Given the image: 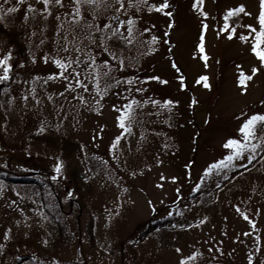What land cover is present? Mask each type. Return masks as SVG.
Returning a JSON list of instances; mask_svg holds the SVG:
<instances>
[{
	"label": "rangeland",
	"instance_id": "1",
	"mask_svg": "<svg viewBox=\"0 0 264 264\" xmlns=\"http://www.w3.org/2000/svg\"><path fill=\"white\" fill-rule=\"evenodd\" d=\"M35 1L0 0V5L14 7L19 2L20 6L9 12L16 17L27 9V4ZM106 2L111 4L107 7L110 11L118 7L116 0ZM122 2L124 9L119 12L125 21L120 25L122 35L128 36V16L135 17L133 38L142 37L143 47L142 64L123 67L134 74L135 83L125 95L133 97L130 99L133 113L130 131H124L117 123L120 109L125 105L122 96L110 94L109 99L102 96V90L93 84L95 73L88 68V65L104 60V56L95 55L94 44L87 37L91 16L88 7L94 10L92 5L80 7V25L72 30L66 18L73 12L61 4L57 11L62 16L57 18L52 14L49 21L52 23L49 26L52 35L47 43L49 59L36 68L41 77L32 83L31 79L38 72L29 74L26 83L23 80L12 90L5 88L3 96L1 112L6 111L10 125L15 118L13 128L23 129L24 126L27 131L35 124L67 134L78 142L80 153L75 164L79 170L88 168L87 158L94 160V183L87 187L83 200L88 201V208L78 214V222L74 218H63L61 244L67 246L65 249L60 246L63 262L264 264V198L248 195L250 187L264 184V158L253 171L244 169L243 173H238L234 189L222 194L217 203L210 201L207 212H198L201 198L183 206L184 219L178 222L193 225L174 231L167 228L165 232L152 234L133 250L124 245L123 254L118 245L137 224L147 220L153 210H159L158 217L167 216L179 191L187 196L204 176H209L210 182L213 177L218 178L215 168L209 173H205L204 168L225 154L223 145L229 136L239 137L237 129L244 118L241 113L246 116L264 112V65L259 64L258 57L250 51L254 33L246 27L249 24L258 26L256 16L260 0H167L163 11L148 7L161 4L163 0H141L133 7L128 6L127 0ZM194 2L198 3V8L193 7ZM238 5L244 6V15L236 25L227 23L228 27H225L223 15L228 8ZM200 9L208 15H203ZM228 31H233L231 37L227 35ZM72 33L73 43L65 49L64 44ZM241 33L251 35L249 39L241 40ZM165 36L167 41H172V49H167ZM152 37H156L155 41ZM201 42L203 51L198 47ZM3 44L0 39V57L4 53ZM88 48L91 51H87ZM149 48L154 50L149 51ZM85 55L90 59L85 61ZM56 57L71 60L72 64L60 68L54 62ZM110 58L113 60L106 59L110 64L117 60L113 56ZM253 66L257 71H252ZM72 67L78 72L74 73ZM100 68L108 70L102 64ZM178 68L186 78L184 84L179 78L176 80ZM140 70L143 71L142 82L138 81L136 73ZM61 72L62 76L50 75ZM241 72L250 77L243 84L238 83ZM147 76L160 79L147 82L148 79L144 81ZM202 76L206 83L199 80ZM78 77L82 81L79 85L75 83ZM123 77L130 79L127 74ZM20 87L24 89L20 91ZM15 88H18L16 92ZM241 88L245 90L241 91ZM127 89L126 85L122 92ZM168 98L176 103L162 106ZM121 133L123 135L115 146L109 147ZM25 135L23 129L22 138ZM253 135L251 143H256L258 136ZM19 139H12L11 146L0 149V165L14 173L30 176L35 173L34 170L30 173L33 166L31 151L19 152L15 147ZM253 151L246 149L234 157L231 167L245 168L250 161L248 155ZM40 155L42 159L37 166L42 170L40 176L50 183L49 173L52 182H57L59 187L56 193L66 200L72 194V187L65 176H57L53 154L48 150ZM55 190L52 186L48 191L51 194ZM50 202L55 204L54 199L48 205ZM68 210L62 207L63 213ZM41 212V203L31 185L0 180V231L12 234L35 231L37 237H43L53 231L51 220ZM88 217L92 218V244ZM4 261L6 264L7 260Z\"/></svg>",
	"mask_w": 264,
	"mask_h": 264
},
{
	"label": "trees",
	"instance_id": "2",
	"mask_svg": "<svg viewBox=\"0 0 264 264\" xmlns=\"http://www.w3.org/2000/svg\"><path fill=\"white\" fill-rule=\"evenodd\" d=\"M62 3H64L69 10L73 12L72 9L75 0H61L60 4H56L54 0H49L47 11H44V0H37L29 3L35 5L34 8L29 9V4H27V9L24 12H21L20 15L15 17L14 14L5 12L4 18L0 19V39L4 43L2 45L4 49L2 56L11 52L9 63L12 65L9 70L8 77L6 79H1L0 81V149L11 146L12 139L14 140L20 138L19 141L16 142L15 147L19 152L22 151V153L24 152V149H29L31 151L29 155L33 160H31L33 166H31L30 173L32 170L35 171V173L30 174L29 176L27 174L14 173L12 170L6 169L0 165V180L31 185L35 191L36 198L41 203V213L43 216L45 213L46 218L51 220V229L53 231L48 232L43 237H37L38 232L35 231H23L24 233L21 232L15 234L0 231V264H4L5 259L7 260L6 264H21L22 262L26 264H69L68 262H63L60 255L63 252L60 250V246L63 245V249L67 247L63 243L61 244V238L63 237V218H74L78 222V214L86 209V207L88 208L89 205L88 201H83L84 193L88 189L87 187L94 183L93 178L95 177L96 171L93 166L94 160L92 158H87V161L89 162L88 168L82 167L83 169L79 170L78 165L75 164L77 161L76 156L78 157L80 153L78 142L72 140L65 133L46 130L42 126H35V124L30 126V128L26 131L25 127L21 123L24 131L26 132L25 137L22 138V127L18 129L13 128L14 122H16L15 118L10 125L9 117L5 115L6 111L1 112L2 104H4L3 96L5 94V88L12 90L14 85L19 86L23 80L26 83V78L29 74L33 75L38 72V75L31 79L30 82L32 83L41 77L39 71H36V68L38 64L49 59L50 48L47 43L49 41V37L52 35L51 30L49 29V26H52V23H50L51 15L56 14L57 18L62 16L59 15V11H57ZM39 4H42V6L40 7ZM91 5L95 11H93L91 7H88L90 8L89 14L91 16L89 18L87 37L88 39L89 36L91 37L89 40L94 44L95 55L104 56L102 59L109 60L112 55H109L108 52L103 50L105 45L100 43L99 37L101 34H106L108 31L103 28V24L105 22H111V25L114 26L118 23V21H111V17L118 15L119 19L123 20L122 13H116L115 9L110 11L107 7H96L95 3ZM86 6L90 5L86 3L81 4V8ZM244 13L245 11L243 9V11L230 16L227 23L236 25ZM73 16H75L74 12L72 13V16H68L66 18V21L69 23L70 29L72 30L76 29L80 25L78 20L72 19ZM223 18L225 20V15H223ZM93 25L95 26V31L92 30ZM73 34L74 33L70 34L67 38L68 47L73 43ZM131 39L134 41V44L132 45L124 43L121 40L114 39L113 37H107L109 51L114 53L115 57L118 59L112 63V65H116L115 69L111 70L108 76L100 77V83L98 84V87L103 92L102 96L109 99L110 94L121 95L122 97L120 98H122L123 104L130 102V99L133 98L125 95L128 93V90L135 86L133 77L134 74L126 72L125 69L129 67H138L142 64V37L139 39L132 37ZM164 39L167 41L166 36ZM166 43L167 49H172V41H167ZM76 45H79L78 41H76ZM79 48L80 47L77 48V52L81 50ZM171 57L173 56L171 55ZM120 59L123 60L125 69L119 67ZM21 61H23V63H21ZM142 72V70L136 72L139 82H142ZM175 72L176 80L177 78L180 79L182 77L183 79H180V81L184 84L186 78L183 75L182 69L178 68ZM124 74H127L130 79L125 80L123 77ZM95 75L96 73L94 76ZM113 80L116 82L113 83ZM149 80L151 79H148L147 82ZM144 81H146L145 78ZM126 85L128 86L127 91L122 92L124 91L123 89ZM22 89L24 88L20 87V91ZM17 90L18 88H15L14 92ZM96 105L99 109V104ZM143 105L144 100L142 98V108L144 107ZM37 129L42 130L37 131ZM262 132H264V128L258 125L255 134L258 136L256 141L260 140V143H258L254 148L252 159H250L245 168H241L240 166H230L225 167L224 169H216L215 172L216 175H218V178L213 177L212 182H210L209 176H204V178L199 181V184L195 187V189L189 192L187 196H183L182 191H179V195L177 196V199L167 216L158 217L157 213L159 210H153L151 216L147 220L137 224L130 235L118 242L119 250H121L120 252L122 253L124 245L130 250H133L136 245L141 243L143 244L150 235L165 232L167 228L174 231L177 229L182 230L185 227L193 225H183L178 222L179 220L184 219L182 214L184 208L183 206L189 204L190 202L194 203L201 198L202 202L199 204L200 208L198 212H207L209 209L208 203L210 201L217 203L222 194L229 193L234 189L238 173H243L244 169L253 171L255 168L260 166L261 159L264 158V140H261ZM48 150L53 154L54 161L61 164V169L57 172V176H65L66 181H68L72 187V194L67 197L66 200L60 199L61 196L56 193L59 192V187L56 185L57 182H52V178H50L49 173L46 172L50 183L49 181L46 182L45 178L39 174L42 172V170H39L41 168L37 167L38 161L42 159L40 154L43 151ZM78 161L80 163V160ZM54 173L56 174V172ZM52 186L55 187L56 194L49 193L48 190H50V188L52 189ZM45 190H47L48 193H46ZM255 194L260 198H264V184H255L248 189L249 196ZM50 197L52 199H50ZM53 199L55 204L50 202V205H48V202ZM62 207H67L69 210L65 211L66 213H63ZM74 208L76 211H74ZM43 209H45V211ZM88 220L89 222L87 227L90 235V244H92V218L88 217ZM83 263L88 264L85 261H83Z\"/></svg>",
	"mask_w": 264,
	"mask_h": 264
},
{
	"label": "snow or ice",
	"instance_id": "3",
	"mask_svg": "<svg viewBox=\"0 0 264 264\" xmlns=\"http://www.w3.org/2000/svg\"><path fill=\"white\" fill-rule=\"evenodd\" d=\"M54 2L56 4H60L61 0H54ZM127 2H128L129 7H133V6H137L141 2V0H127ZM82 3H86L89 5L95 3L96 7H111V4H108L106 2V0H75V3L73 5V9H72L73 12L75 13V16L72 17L73 20H79L80 19V7H81ZM116 3L118 4V7L115 8V12L119 13L122 9H124V4H123L122 0H116ZM44 4H45L44 11H47V5L49 4V0H44ZM19 6H20L19 2L14 7H4L3 5H0V8L3 9V11H0V19L4 18L5 12H12L14 10V8H18ZM166 6H167V0H163V3H161V4L148 5L149 10H151L153 8H157L161 11H163ZM34 7H35V5H33V4L28 5L29 9L34 8ZM193 7L198 8L199 7L198 3L194 2ZM243 8H244L243 5H239L235 8H228L226 10L225 27H228V24H227L228 18L232 15H235L237 12L243 11ZM200 10H201L203 15H205V16L208 15L207 12H203L202 9H200ZM93 11H95V10H93ZM135 19L136 18L131 16V15L128 16V18H127V27H126V31L128 33L127 37L122 35L123 30L120 28V25L124 24L125 21L120 20L118 15H114L111 17V21H118V23H116L114 26L111 25V22H105L103 24V28L108 30V31L106 32V34H101V36L99 37L100 43L105 45L103 50L105 52H108L109 55H112L114 59H118V58L115 57L114 53L109 51L107 37H113L114 39L121 40L124 43L131 44L132 39L130 37L134 36ZM256 20H257L258 26L254 27L251 24L246 25L247 28L251 29V33H254V35H251V34L246 35V34L241 33L240 39L241 40H247V39H249V36L251 35L250 51L256 57H258L259 64L264 65V0H260V8H259V12L256 16ZM92 30L93 31L96 30L94 25L92 26ZM221 30L223 31V29H221ZM227 35L229 37H231L233 35V31H228ZM202 38H203V33H202ZM89 39H91L90 36H89ZM155 39H156V37H152L153 41H155ZM64 47H65V49H67L68 44L67 43L64 44ZM198 47L200 48L201 51H203L202 42L200 45H198ZM148 50L153 51L154 49L149 48ZM87 51H91V49L88 48ZM10 55H11V52L6 53L4 56L0 57V66H2V71H0V79H6L9 75V70L12 67V65L9 63ZM83 59L85 61H87L90 58L87 55H85L83 57ZM54 62L60 68H68L69 65L72 64L71 60L64 61V60H61L59 57H56L54 59ZM21 63H23V61H21ZM101 64L104 65L105 68H107L109 71H104L103 69H101L100 68ZM115 67H116V65L110 64L107 60H101L99 62V64L94 62L93 64L88 65V68L91 69L92 72L96 73V75L92 77L93 84L98 85L100 83V77L108 76L109 72L111 70L115 69ZM119 67L120 68L125 67V64L123 63L122 59H120ZM71 70L74 73L78 72V69H76L75 67H72ZM252 71L253 72L257 71L255 66H253ZM50 75H52V76L61 75L62 76L63 73L62 72L61 73H53ZM145 79L147 80V79H160V78L159 77H145ZM180 79H183V78L181 77ZM247 79H250V77L246 76L243 72H241L238 83L243 84L246 82ZM199 80H203L206 83V78L203 76L200 77ZM115 82L116 81L113 80V83H115ZM75 83L79 85L82 83V81L78 77L75 80ZM180 86L184 87L183 84H181ZM71 87H72V85L69 84V88H71ZM244 90H245L244 88H241V91H244ZM97 91H100V89L97 88ZM81 99H83V97H81ZM157 102L158 101H153V103H157ZM173 103H176V101L165 99L162 102V106H171V104H173ZM113 107L115 108L116 106L113 105ZM132 115H133V113H132V108H131V102H128L124 105L123 109H120V115L117 117V123L121 126V128L124 129V131H130L131 130ZM241 116L244 118L242 119V121L239 125V128L237 129V132L239 133V137L229 136L224 141L223 147L226 149L225 154L222 155L221 158L216 159V160L212 161L211 163H209L208 166L204 168L205 173H209L214 168L218 170L221 167L232 166L231 162H232L234 157L240 156L242 153L245 152L246 149H254L256 147V145L258 143H260V140H257L256 143H251V141L254 139L253 134L256 132L257 126L259 125L260 127L264 128V112H253V113L248 114L246 116L243 113H241ZM101 127H103V126H101ZM40 130H42V129H37V131H40ZM121 135H123V133L116 136L113 139V142L109 147H114L116 142L120 139ZM261 140H264V132L261 133ZM248 159H252L251 154L248 155ZM53 167L56 169L57 172H59L61 169V164L59 162H57ZM185 167H187V165H185ZM162 179H163V177H162ZM171 179H175V177H171ZM193 255H195V253H193ZM182 264H183V262H182Z\"/></svg>",
	"mask_w": 264,
	"mask_h": 264
}]
</instances>
